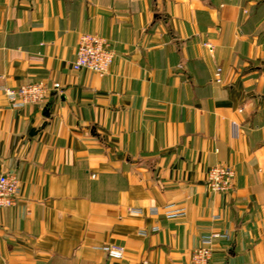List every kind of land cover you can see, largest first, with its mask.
Segmentation results:
<instances>
[{
  "label": "crops",
  "instance_id": "0c3cea01",
  "mask_svg": "<svg viewBox=\"0 0 264 264\" xmlns=\"http://www.w3.org/2000/svg\"><path fill=\"white\" fill-rule=\"evenodd\" d=\"M82 34L111 41L107 75L73 69ZM40 82L42 105L0 91L22 197L0 210V264H191L213 231L231 238L212 264H264V0H0V88Z\"/></svg>",
  "mask_w": 264,
  "mask_h": 264
},
{
  "label": "built area",
  "instance_id": "2783aa9c",
  "mask_svg": "<svg viewBox=\"0 0 264 264\" xmlns=\"http://www.w3.org/2000/svg\"><path fill=\"white\" fill-rule=\"evenodd\" d=\"M212 50V45H207ZM115 59V52L109 39L98 34H82L76 51V59L73 62V69L79 71H91L99 76L109 73ZM222 69L218 68L214 81L221 83ZM60 84H54L53 89L58 91ZM2 91L10 100L14 109H23L31 105L46 104L50 97V90L44 83H33L21 88L12 89L1 87ZM236 171L231 166L217 165L212 167L207 174L209 189L215 193H227L232 190L235 182ZM21 183L17 176L12 173L0 172V210L14 207L21 200ZM168 218L182 217L184 209H176L173 205L165 208ZM132 213L142 214V209H131ZM156 214L157 211H152ZM231 238L227 232L213 231L202 237L200 245L193 251L191 264H212L215 242L219 239ZM108 257L115 260H122L126 255L125 247L109 245L101 248Z\"/></svg>",
  "mask_w": 264,
  "mask_h": 264
}]
</instances>
